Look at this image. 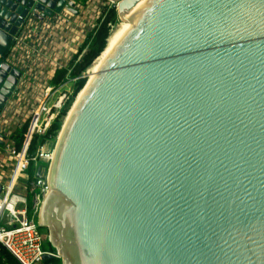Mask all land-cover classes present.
<instances>
[{"label":"water","instance_id":"1","mask_svg":"<svg viewBox=\"0 0 264 264\" xmlns=\"http://www.w3.org/2000/svg\"><path fill=\"white\" fill-rule=\"evenodd\" d=\"M68 1L1 0L0 57ZM131 25L57 140L48 242L61 264H264V0H149Z\"/></svg>","mask_w":264,"mask_h":264},{"label":"built area","instance_id":"2","mask_svg":"<svg viewBox=\"0 0 264 264\" xmlns=\"http://www.w3.org/2000/svg\"><path fill=\"white\" fill-rule=\"evenodd\" d=\"M28 1L37 4L39 0ZM68 2L73 7L66 5L52 16L33 9L25 17H19L21 24L12 36L11 46L6 55L0 57V70L9 68L20 74L14 92L0 114V142L3 143L0 198L4 202V207L0 208V245L18 264L61 262L56 249L54 253L44 250L38 219L47 194L44 172L50 167L55 147L47 149L51 143H46L33 156H28L27 146L33 136L46 134L71 96V93L69 96L63 94L57 100V94L70 80L54 88L51 80L55 73L70 68L78 49L102 20L104 10L108 9L106 6L116 8V4L106 0ZM75 35L80 39H74ZM26 123H29L26 142L17 152L13 136ZM31 163L36 172L42 167L40 177L35 174L30 180L21 179L27 176ZM46 256L50 259H45Z\"/></svg>","mask_w":264,"mask_h":264},{"label":"trees","instance_id":"3","mask_svg":"<svg viewBox=\"0 0 264 264\" xmlns=\"http://www.w3.org/2000/svg\"><path fill=\"white\" fill-rule=\"evenodd\" d=\"M117 24L116 11L114 7L105 9L103 12V18L97 24V27L86 38L85 42L78 49L77 54L74 56L71 66L67 70H59L55 73L51 80V86L57 88L68 80H75L72 83V94L69 97L67 103L60 111L57 118L51 124L44 136H33L27 146L26 154L33 156L36 151L45 145L46 143H54L63 125V120L66 118L71 106L73 105L76 97L83 91L86 85L87 78H83V75L92 67L95 60L103 53L106 42L111 32ZM29 123H26L23 128L13 136L15 141V148L17 152H20L26 142V136L28 134ZM36 168L31 163L27 172L29 179H32L35 175ZM42 232V229H40ZM44 250L48 252H55L54 248L47 241L43 244ZM55 264H61L60 261H55ZM0 264H18L16 260L0 245Z\"/></svg>","mask_w":264,"mask_h":264},{"label":"bare ground","instance_id":"4","mask_svg":"<svg viewBox=\"0 0 264 264\" xmlns=\"http://www.w3.org/2000/svg\"><path fill=\"white\" fill-rule=\"evenodd\" d=\"M149 2V0H138L137 4L128 12H126V14L123 16V18H119L120 20V24L117 25L113 31L111 32V35L109 36V38L107 39L106 42V47L103 51V53L95 60V62L93 63V66L90 68L89 72H88V79H87V85L86 87L83 89V91L81 92V94L77 96V100L75 99V102L73 104L71 111L68 113L66 120H65V124L63 126L62 129V133L61 136L63 134V130L69 120V118L71 117L73 111L75 110L76 106L78 105L80 99L82 98L84 92L86 91L87 87L90 85V83L92 82V80L94 79L95 75L97 74V72L99 71V69L101 68V66L103 65V63L106 61V59L109 57V55L113 52V50L116 48V46L118 45V43L120 42V40L124 37V35L127 33V31L129 30V28L132 26L131 23L133 21V18H135L139 12L145 7V5ZM60 136V137H61ZM56 153V151H55ZM55 153L53 155L52 158V162L51 164H53L54 161V157H55ZM50 164V165H51ZM53 191L51 190V188L49 186H47V194L45 195V200L42 204V210H41V214H40V218L39 219V224L42 226L44 225V223H41V215H42V211H43V206L50 200H52L54 198V196L51 198V196L53 195ZM4 207V202L3 200L0 198V208Z\"/></svg>","mask_w":264,"mask_h":264},{"label":"rangeland","instance_id":"5","mask_svg":"<svg viewBox=\"0 0 264 264\" xmlns=\"http://www.w3.org/2000/svg\"><path fill=\"white\" fill-rule=\"evenodd\" d=\"M110 6H112V5H110ZM110 6H106V8L108 7V9H110ZM115 11H116V8H115ZM116 17H117V24H116V26L117 25H119L120 24V20H119V18H118V15H117V12H116ZM115 26V27H116ZM93 66V65H92ZM90 70V69H89ZM89 70L85 73V75H87L88 76V72H89ZM87 79H88V77H87ZM73 81L74 80H70L66 85H65V87L62 89V91L61 92H59L58 94H57V100L59 99V96L60 95H67V96H69L70 95V93L72 94V83H73ZM80 94H81V92H80ZM79 94V95H80ZM79 97V96H78ZM77 98V97H76ZM78 99V98H77ZM76 99V100H77ZM75 102V101H74ZM74 104V103H73ZM73 106V105H72ZM71 109H72V107L70 108V110H69V112L71 111ZM68 112V113H69ZM68 115V114H67ZM67 117V116H66ZM65 120H66V118L63 120V125H62V128H61V130H60V133L58 134V137L56 138V141L54 142V143H51V146H46V148L47 149H49V148H52V147H56V144H57V140L60 138V136H61V131H62V129H63V126H64V124H65ZM39 165H42V164H39ZM43 166V165H42ZM48 172H49V169L48 170H45V172H44V174H45V176H47V178H48ZM29 179V176L27 175V176H22L21 177V179ZM30 180V179H29ZM31 204V201L29 202V205ZM0 225H2V224H0ZM41 235H42V239H43V242H44V244L48 241V239H49V233H48V231H45L44 229H42V232H41Z\"/></svg>","mask_w":264,"mask_h":264},{"label":"crops","instance_id":"6","mask_svg":"<svg viewBox=\"0 0 264 264\" xmlns=\"http://www.w3.org/2000/svg\"><path fill=\"white\" fill-rule=\"evenodd\" d=\"M90 6H91V5H90ZM78 32H80V30H78ZM74 39H80V38H77V36L75 35V36H74ZM0 157H1V156H0ZM5 157H6V156H5ZM9 160H10L9 158H6V161L9 162ZM3 163H5V161H4ZM8 164H9V163H8ZM8 166H9V165H8ZM8 166H7V168H10V166H9V167H8ZM10 169H11V168H10ZM9 173H10V172H8V174H9ZM35 174H36V171H35ZM7 176H8V175H7Z\"/></svg>","mask_w":264,"mask_h":264},{"label":"flooded vegetation","instance_id":"7","mask_svg":"<svg viewBox=\"0 0 264 264\" xmlns=\"http://www.w3.org/2000/svg\"><path fill=\"white\" fill-rule=\"evenodd\" d=\"M41 210H42V208H41ZM41 210H40V213H39V218H40ZM40 227H41V226H40ZM41 229H44L45 231H48L47 229L42 228V227H41Z\"/></svg>","mask_w":264,"mask_h":264}]
</instances>
